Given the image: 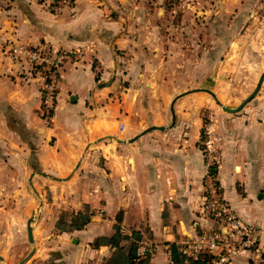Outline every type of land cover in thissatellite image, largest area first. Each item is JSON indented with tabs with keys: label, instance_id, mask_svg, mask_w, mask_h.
<instances>
[{
	"label": "crops",
	"instance_id": "crops-1",
	"mask_svg": "<svg viewBox=\"0 0 264 264\" xmlns=\"http://www.w3.org/2000/svg\"><path fill=\"white\" fill-rule=\"evenodd\" d=\"M167 17L163 0H75L62 14L41 0H0V166L38 165L36 173L61 179L59 215L47 227L44 212L31 228L34 254L23 264H123L138 242L156 251L137 264H176L181 241L218 227L200 214L207 124L220 156L222 197L260 230V249L231 264H264V80L242 109L220 112L207 87L205 43L207 33L218 40L234 24H208L197 33ZM43 44L83 52L61 71L51 127L41 118L40 74L10 52ZM18 135L29 148L3 143ZM64 212L72 221L61 230ZM79 213L90 217L82 229L74 223Z\"/></svg>",
	"mask_w": 264,
	"mask_h": 264
},
{
	"label": "rangeland",
	"instance_id": "rangeland-1",
	"mask_svg": "<svg viewBox=\"0 0 264 264\" xmlns=\"http://www.w3.org/2000/svg\"><path fill=\"white\" fill-rule=\"evenodd\" d=\"M163 2L169 21L175 24L188 22L197 27V33L199 27H208V24H234L233 31H220L218 40L213 39V33H207L205 46L209 71L207 87L223 107L236 110L255 91L264 72V0H191L189 9H180L182 0ZM249 7H253L252 11ZM202 32L206 34V31ZM216 72H222V75H216ZM262 90L264 92V85ZM209 96L214 107L220 112L224 111ZM208 113L210 109L203 111L205 120ZM46 125L51 127L52 122ZM3 143L14 151H19L23 146L29 148L19 135L5 138ZM54 143V139L49 141L51 146ZM16 161L21 164L23 159L18 157ZM39 169L38 165L36 170L19 165L15 168L0 166V256H5L9 264L19 263L34 249L35 243L29 242L27 231L29 220H32L31 228L36 230L44 212L46 221L43 225L47 227H51L52 219L59 215V181L36 174L41 171ZM34 173L36 175L31 180ZM46 204L47 210L43 209ZM62 216L61 230L72 221L70 212H64ZM75 222L78 224V221Z\"/></svg>",
	"mask_w": 264,
	"mask_h": 264
},
{
	"label": "built area",
	"instance_id": "built-area-1",
	"mask_svg": "<svg viewBox=\"0 0 264 264\" xmlns=\"http://www.w3.org/2000/svg\"><path fill=\"white\" fill-rule=\"evenodd\" d=\"M41 1L53 14H62L74 6L73 0ZM190 2L191 0H182L180 9H189L192 5ZM10 52L17 57L24 56L40 74L41 117L46 124H50L59 97L61 71L67 64H77L83 52L58 50L49 44L38 47L14 45ZM200 145L208 169L204 178V197L200 214L203 220H213L218 227L203 228L197 236L181 241L179 250L185 264H192L197 260H205L204 264H231L240 253L260 249V230L241 220L221 195L217 179L212 173L220 163V156L210 125L204 128ZM155 251L156 247L138 242L136 257L143 260L152 256Z\"/></svg>",
	"mask_w": 264,
	"mask_h": 264
},
{
	"label": "water",
	"instance_id": "water-1",
	"mask_svg": "<svg viewBox=\"0 0 264 264\" xmlns=\"http://www.w3.org/2000/svg\"><path fill=\"white\" fill-rule=\"evenodd\" d=\"M263 80H264V73L262 74V76H261V78H260V80H259V83H258V85H257L256 90L253 92V94H251V96H249V97H248V98H247V99L241 104V106H240L239 108H237L236 110H231V109H228V108H224V107H223V109L226 110V111H229V112H236V111L242 109V108H243L248 102H250V101H251V100L257 95V93L259 92V90H260V88H261V86H262ZM210 93H211V92H210ZM211 94H212V93H211ZM212 96L215 98V95H214V94H212ZM217 102H218V101H217ZM218 104L221 105L220 102H218ZM212 173L215 175V174H216V170L214 169V170L212 171ZM36 174L41 175V176H44V177L52 178V179H54V180H58V181L61 180V179L56 178L55 176L50 175V174H47V173H45V172H38V173H36ZM36 174H35V173L32 174V177H31V178H33ZM31 222H32V220H29V221H28V224H27V231H28V235H29L30 243L33 244ZM33 254H34V250H32L31 253H30V254H29L24 260H22L19 264H23L24 262H26L27 260H29V259L33 256ZM0 261H2V262L4 261L3 258H2L1 256H0Z\"/></svg>",
	"mask_w": 264,
	"mask_h": 264
},
{
	"label": "trees",
	"instance_id": "trees-1",
	"mask_svg": "<svg viewBox=\"0 0 264 264\" xmlns=\"http://www.w3.org/2000/svg\"><path fill=\"white\" fill-rule=\"evenodd\" d=\"M76 219L78 221V224L76 225L77 229L84 228L90 222V217L88 215H85L84 213H79L76 216ZM135 252H136V247H134V249H132L130 257L126 258V260L123 261V264H137V263H146L147 262V260H138ZM173 258H174L176 264H178V263L183 264L184 257L180 253L176 254V252H174ZM121 260H123V259H121ZM204 261L203 260H197V261H193L192 264H204Z\"/></svg>",
	"mask_w": 264,
	"mask_h": 264
}]
</instances>
